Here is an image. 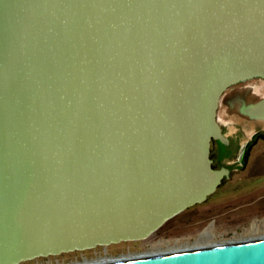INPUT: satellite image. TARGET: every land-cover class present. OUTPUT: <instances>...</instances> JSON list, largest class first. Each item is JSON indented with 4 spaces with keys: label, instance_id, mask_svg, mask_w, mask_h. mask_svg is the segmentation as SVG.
<instances>
[{
    "label": "water",
    "instance_id": "obj_1",
    "mask_svg": "<svg viewBox=\"0 0 264 264\" xmlns=\"http://www.w3.org/2000/svg\"><path fill=\"white\" fill-rule=\"evenodd\" d=\"M256 78L264 0H0V264L142 241L203 203L221 97ZM96 264H264V238Z\"/></svg>",
    "mask_w": 264,
    "mask_h": 264
},
{
    "label": "rangeland",
    "instance_id": "obj_2",
    "mask_svg": "<svg viewBox=\"0 0 264 264\" xmlns=\"http://www.w3.org/2000/svg\"><path fill=\"white\" fill-rule=\"evenodd\" d=\"M263 98L264 81L257 78L235 85L222 95L218 122L229 128L228 133L237 131V123L243 125V131L235 137L233 148L224 150L219 159L223 163L224 160L233 162L225 171L234 174L203 203L168 220L145 240L98 246L20 264H96L194 249L198 246L195 244L205 237H209L208 244L213 246L264 238V133L259 134L264 120H255L248 113ZM255 134L257 138L252 141ZM217 142L220 146L225 143L224 139ZM249 143L248 158L242 166V151ZM214 150L215 143L213 156Z\"/></svg>",
    "mask_w": 264,
    "mask_h": 264
},
{
    "label": "flooded vegetation",
    "instance_id": "obj_3",
    "mask_svg": "<svg viewBox=\"0 0 264 264\" xmlns=\"http://www.w3.org/2000/svg\"><path fill=\"white\" fill-rule=\"evenodd\" d=\"M254 79H251V80H247V81H243V82H240V83H237V84H235V85H239V84H243V83H245V82H251V81H253ZM235 85H233V86H235ZM233 86H231V87H233ZM230 87V88H231ZM229 89V88H228ZM219 112V107H218V111H217V113ZM252 118V117H251ZM254 119V118H253ZM255 120H264V119H255ZM218 121V120H217ZM219 123V122H218ZM219 125H220V128H221V133H222V136H223V139H224V144L222 145V146H220V144L216 141V140H212V142H211V151H210V158L212 159V167L214 168V169H216V170H221L223 173H224V175H223V177H222V179H221V183H220V185L218 186V188L226 181V180H229V176L231 175V174H234V172H226L225 171V168L226 167H228L229 165H232L233 164V162H229V161H227V160H224V163L221 161V162H219V159H220V157L222 156V152L225 150H228V151H230V149H232L233 148V144H234V140H235V137L238 135V134H242V126H241V123H237L236 125L238 126V128H237V131H235V132H233V133H228L229 132V128L227 127V128H225V127H223L220 123H219ZM257 128V127H256ZM255 128V129H256ZM260 128V131L259 132H261V133H259V134H263L264 133V127H259ZM262 128H263V130H262ZM256 134H258V133H256ZM254 135V137H253V139H252V141L254 140V139H256L257 138V135ZM258 134V135H259ZM213 143H215V146H216V150H214V156L212 155V146H213ZM249 148H250V143H249V145H246V147L244 146V148H243V151H242V155H241V158H240V161H241V165L243 166L244 165V163L246 162V160H247V158H248V156H247V153H248V150H249ZM229 162V163H228Z\"/></svg>",
    "mask_w": 264,
    "mask_h": 264
},
{
    "label": "bare ground",
    "instance_id": "obj_4",
    "mask_svg": "<svg viewBox=\"0 0 264 264\" xmlns=\"http://www.w3.org/2000/svg\"><path fill=\"white\" fill-rule=\"evenodd\" d=\"M208 239H209V237H205V238H202L201 240H199V242H197V244H195V245H198L200 248H203V247H210V246H213V244L212 245H210V244H208ZM238 242H240V241H238ZM230 243V242H229ZM221 245V244H220ZM198 246H196V248H199ZM188 248V247H187ZM194 249H195V247H193ZM188 250H190V249H188ZM181 251H187V249L186 250H183V249H181ZM173 252V251H172ZM167 253H169V252H167ZM162 254V253H161ZM165 254V253H164ZM155 255H160V254H155ZM151 256H153V255H151ZM128 259H131V258H128ZM106 262H108V261H106ZM106 262H103V263H106Z\"/></svg>",
    "mask_w": 264,
    "mask_h": 264
}]
</instances>
